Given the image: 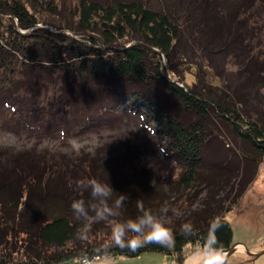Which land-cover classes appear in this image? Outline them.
<instances>
[{
	"label": "trees",
	"instance_id": "1",
	"mask_svg": "<svg viewBox=\"0 0 264 264\" xmlns=\"http://www.w3.org/2000/svg\"><path fill=\"white\" fill-rule=\"evenodd\" d=\"M236 2L249 5L248 0H230V6H235ZM210 3L211 0H188L184 4L183 0H178L176 6H180V10L176 11L171 7L158 9L142 0L112 4L81 0L78 11L71 15L67 24H56L59 29L81 34L85 40L76 41L64 33H53L44 28L31 30L29 35L19 32L15 20L19 27L30 29L40 19L22 0H0L1 12L11 18L6 33L2 29L4 20L0 19V97L6 93L16 96L13 90L22 81L15 76L21 69L30 72L32 64H59L67 75L65 79H72L63 88L67 98L72 97L69 94L85 95L86 87L98 81L109 86V92H106L112 103L130 101L127 112L142 119V126L146 125L144 129L150 137L183 169L177 179L178 186L191 188L196 182L227 170L217 161H206L205 157L207 144L212 137L218 136L214 134L217 120L230 130L234 139L248 143L246 169H255L264 160V109L261 103L264 58L253 55L249 56L250 61L246 59L242 49H252L249 40L244 38L236 55L241 62L238 75L235 80L227 81L225 88L204 83L198 70L193 85L176 78L177 72L186 67L190 70L202 65L216 67L213 64L215 53H222L224 49L231 53L233 39L239 37L235 28H240L245 18L242 23L236 20L233 24L230 9L225 13L228 8L223 6L214 14L213 9H208ZM167 69L173 78L167 74ZM165 90L171 97L162 96ZM13 110L32 118L43 114L38 107L18 108L16 105ZM78 125L87 127L86 123ZM129 142L121 139L120 142L114 140L102 144L105 151L101 158L94 151L73 157L58 149L51 152L37 147L20 151L0 148V264H65L74 260L78 252H90L106 242L102 238L96 240V237L87 241L73 237V232L79 231L86 220L73 215L70 202L74 198H83L86 207L97 203L90 189L75 183L77 179L96 178L110 182L114 191L108 203L124 195L122 209L131 211L128 217H135L133 212L140 214L135 205L136 194L137 199L148 201L145 208L157 209L162 203V194L173 191L168 183L135 177L136 172L116 175L119 171L114 169L115 163L120 168L121 163L127 162L117 159L118 156L122 158L123 153V157L127 156L126 150L123 153H117V150ZM153 184L157 186L153 188ZM249 184L250 181L244 190ZM237 202L238 198L233 203ZM232 208V205L222 203L214 207L215 210L209 208L206 215L193 212V216L186 218L194 225L193 234L187 239L198 243L206 236L211 219L220 215L223 224L217 236L224 252L228 250L235 244L233 227L226 217ZM88 210L93 216V210ZM113 219L123 221L127 218L121 212L119 218ZM185 221L169 222L177 234V254L189 246L180 233V225ZM41 246L51 252L41 251ZM112 251L117 256L130 258L144 252L169 254L157 244L145 245L136 252L118 248Z\"/></svg>",
	"mask_w": 264,
	"mask_h": 264
},
{
	"label": "rangeland",
	"instance_id": "2",
	"mask_svg": "<svg viewBox=\"0 0 264 264\" xmlns=\"http://www.w3.org/2000/svg\"><path fill=\"white\" fill-rule=\"evenodd\" d=\"M22 1L27 4L31 12L34 11L40 22L30 29H23L21 26L19 27L18 20H15L19 32L28 34L31 30L44 28L53 33H64L66 37L70 36L76 41H85L81 34H74L68 29L56 27V24H67L71 15L78 11L81 0ZM95 1L112 4L127 0ZM142 1L158 9L171 7L173 10H180V6H176L178 0ZM183 1L184 4L188 3V0ZM248 1V6H242L237 2L235 6H230V0H211L209 10L213 9L215 14V10H220L219 8L225 6V9L228 8L225 13L229 9L232 12L230 18H233V24L236 20L242 23L243 18H245L246 21L242 24L243 28L242 25L240 28H235L239 37L233 39L231 53L227 49L226 51L224 49L222 53L220 51L215 53L213 64L216 67L210 65L206 68L202 65L192 68V70L186 67L177 72V79H182L185 83L193 85L197 79L195 71L198 70L203 78L200 80L204 83H208L214 88H225L227 81L235 80L238 75L237 71L241 62H238L236 55L241 50L240 47L245 42V37L252 47L250 51H246L247 47L242 49V52L247 56L246 59L249 58L250 61L249 56L253 55L264 58V0H262L263 2ZM34 2L36 4H33ZM236 6L238 9L235 8ZM1 18H3L5 25L2 29L6 33L11 18L0 10ZM247 32L248 34H246ZM5 35L7 38L9 37L8 34H3V36ZM201 39L203 40V37L199 40L201 41ZM125 41L126 39L120 41V45ZM241 41L242 43H240ZM198 60L201 61L202 59L199 58ZM32 65L33 67L30 68L33 69L32 71L27 72L21 69L20 74L15 76L22 81L20 86L13 90L16 96L6 93L0 97L2 98L0 99V148H13L20 151L24 148L37 147L51 152L58 149L57 151L60 150L61 153H67L73 157L83 156L88 151H94L101 158L105 151L102 144L128 139L129 145L124 144L122 149L117 150V153H123L124 150L127 152L125 154L127 156L123 157V153L122 158L117 157L120 160H127L124 165L123 163L120 164V168L115 163L114 169L119 171L116 173L117 177L122 175L121 173L127 176L136 172L135 177H148L154 182L158 180L161 183H168L167 186L173 188V191L168 195L162 194V203L158 205L157 209L152 210L156 215L163 220L174 223L175 220H187L188 216L194 215L193 212L200 213L202 216L206 215L209 208L210 211L215 210L214 207L222 203L224 206L232 205L233 208L227 212L226 217L232 224L234 243L238 245V250L230 256L227 264H264V254L256 256L257 253L264 251V160L257 168L246 169L248 159L245 155L250 151L248 143L234 139L230 136V130L222 126L217 120L214 124L216 132L214 134L218 136L212 137L210 143L207 144L205 157L206 161L211 163L217 161L227 167V170H224L220 175H215V177H209L208 180H200L191 188H185L181 184L178 186L177 179L183 173V169L168 158L166 152L160 147L161 145H158L150 137L147 130L144 129L145 123V126H142V119H138L135 115L127 112L130 110L128 108L131 105L130 101L122 100L112 103L107 97L109 86L98 81L86 87L85 95L77 93L74 96L69 94L72 97L67 98V93L63 91V88L65 84L68 86L72 79L70 77V79H65L67 75L62 72L59 64L46 62L38 66L37 64ZM167 74L172 77L168 69ZM180 84L183 85L182 82ZM162 92L164 98L171 97L168 95V91ZM262 95L261 103L264 109V90ZM75 101L76 104H73ZM16 105L18 108L38 107L43 114L39 118L22 116L20 112L13 110ZM110 118L113 123L109 121ZM83 123L87 124L86 128H81L78 125ZM126 147L127 149H125ZM249 181L250 184L244 190L245 184ZM150 183L152 185L153 182ZM155 186L157 185L153 184V188ZM137 198L138 195L136 194V206L138 203H142L143 206L147 205V200ZM237 198L238 202L234 204L233 202ZM165 201L169 206L168 213L160 211L161 205ZM109 204L111 205L112 202ZM176 209H179V215L175 214ZM117 212L118 215L109 217L105 221H85L83 224L89 226V238L96 237V240L102 238L107 241L111 230L109 221L117 220L113 218H119L121 212L128 218L131 211H125L121 207ZM132 214L137 216L138 213L133 212ZM240 246H242L241 249ZM40 249L46 253L51 252L43 246ZM118 258V264H172L175 255L162 252H144L138 257L118 256ZM73 262L74 260H70L65 264H73Z\"/></svg>",
	"mask_w": 264,
	"mask_h": 264
},
{
	"label": "clouds",
	"instance_id": "3",
	"mask_svg": "<svg viewBox=\"0 0 264 264\" xmlns=\"http://www.w3.org/2000/svg\"><path fill=\"white\" fill-rule=\"evenodd\" d=\"M75 183L79 186L90 189V194L97 203L88 205L83 198H74L70 202V209L77 218L92 221H105L109 217L118 215L117 210L123 206L124 195H119L110 205L108 198L113 194V187L110 182H102L96 178L77 179ZM89 208L94 212L89 215ZM140 215L128 217L123 221L110 220L111 225L109 239L100 244L92 251H81L75 255L73 264H118V256L113 253V248L127 249L136 252L137 249L149 244H157L168 250L169 254L175 255L172 264H227L226 255L220 243L217 232L222 227L223 219L220 215L214 216L209 224L206 236L201 237L197 243L195 240L189 241L194 230V225L190 220H186L180 225V233L185 238L189 246L177 254V234L169 226V222L161 219L151 209L145 208L142 203H138ZM163 213L169 212V206L165 201L160 208ZM179 215V209L175 210ZM73 237L87 241L89 238V226L84 224L79 231L73 232Z\"/></svg>",
	"mask_w": 264,
	"mask_h": 264
},
{
	"label": "water",
	"instance_id": "4",
	"mask_svg": "<svg viewBox=\"0 0 264 264\" xmlns=\"http://www.w3.org/2000/svg\"><path fill=\"white\" fill-rule=\"evenodd\" d=\"M237 250H238V245L237 244L232 245L228 250H226L225 251L226 260L228 261V259L230 258V256L232 254H234ZM261 254H264V251H261V252L257 253L256 256H260Z\"/></svg>",
	"mask_w": 264,
	"mask_h": 264
},
{
	"label": "bare ground",
	"instance_id": "5",
	"mask_svg": "<svg viewBox=\"0 0 264 264\" xmlns=\"http://www.w3.org/2000/svg\"><path fill=\"white\" fill-rule=\"evenodd\" d=\"M242 248V246H240V249Z\"/></svg>",
	"mask_w": 264,
	"mask_h": 264
}]
</instances>
